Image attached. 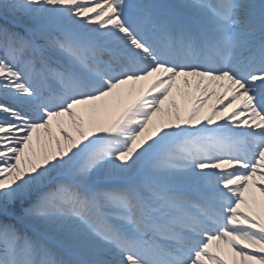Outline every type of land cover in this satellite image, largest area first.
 Masks as SVG:
<instances>
[{"label": "snow or ice", "instance_id": "snow-or-ice-1", "mask_svg": "<svg viewBox=\"0 0 264 264\" xmlns=\"http://www.w3.org/2000/svg\"><path fill=\"white\" fill-rule=\"evenodd\" d=\"M0 264H264V0H0Z\"/></svg>", "mask_w": 264, "mask_h": 264}, {"label": "bare ground", "instance_id": "bare-ground-1", "mask_svg": "<svg viewBox=\"0 0 264 264\" xmlns=\"http://www.w3.org/2000/svg\"><path fill=\"white\" fill-rule=\"evenodd\" d=\"M178 100H179V98H178ZM206 110H207V107H206ZM257 195H258V193H257Z\"/></svg>", "mask_w": 264, "mask_h": 264}]
</instances>
